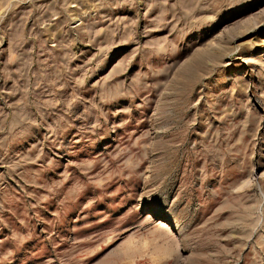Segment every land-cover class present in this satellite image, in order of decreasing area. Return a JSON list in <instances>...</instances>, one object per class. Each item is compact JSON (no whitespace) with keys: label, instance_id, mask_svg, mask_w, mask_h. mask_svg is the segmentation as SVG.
<instances>
[{"label":"rangeland","instance_id":"1","mask_svg":"<svg viewBox=\"0 0 264 264\" xmlns=\"http://www.w3.org/2000/svg\"><path fill=\"white\" fill-rule=\"evenodd\" d=\"M0 264H264V0H0Z\"/></svg>","mask_w":264,"mask_h":264},{"label":"bare ground","instance_id":"2","mask_svg":"<svg viewBox=\"0 0 264 264\" xmlns=\"http://www.w3.org/2000/svg\"><path fill=\"white\" fill-rule=\"evenodd\" d=\"M169 214V213H168ZM168 214H165L164 216H167ZM159 221V223H167V220H166V217H163V218H161V219H158ZM173 230H174V228H173Z\"/></svg>","mask_w":264,"mask_h":264}]
</instances>
